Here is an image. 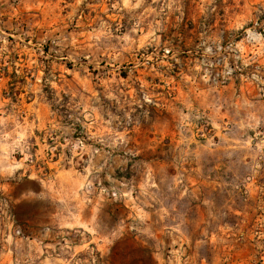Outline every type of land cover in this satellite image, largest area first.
Wrapping results in <instances>:
<instances>
[{"label":"rangeland","instance_id":"1","mask_svg":"<svg viewBox=\"0 0 264 264\" xmlns=\"http://www.w3.org/2000/svg\"><path fill=\"white\" fill-rule=\"evenodd\" d=\"M0 264H264V0H0Z\"/></svg>","mask_w":264,"mask_h":264}]
</instances>
